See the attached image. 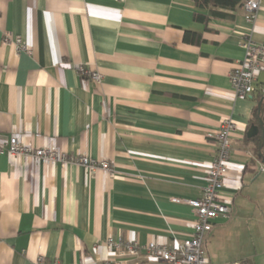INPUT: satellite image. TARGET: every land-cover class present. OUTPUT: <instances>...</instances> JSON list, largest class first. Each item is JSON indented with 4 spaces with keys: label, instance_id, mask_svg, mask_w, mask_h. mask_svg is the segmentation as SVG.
Instances as JSON below:
<instances>
[{
    "label": "crops",
    "instance_id": "crops-1",
    "mask_svg": "<svg viewBox=\"0 0 264 264\" xmlns=\"http://www.w3.org/2000/svg\"><path fill=\"white\" fill-rule=\"evenodd\" d=\"M223 11L209 16L194 0H0V142L17 135L114 169L0 153V264H118L110 236L189 238L192 207L174 199L201 196L225 119L238 125L223 190L232 211L204 246L209 264H264V163L251 164L246 136L259 102L230 81L244 39L264 42V0L254 22L242 7Z\"/></svg>",
    "mask_w": 264,
    "mask_h": 264
},
{
    "label": "built area",
    "instance_id": "built-area-1",
    "mask_svg": "<svg viewBox=\"0 0 264 264\" xmlns=\"http://www.w3.org/2000/svg\"><path fill=\"white\" fill-rule=\"evenodd\" d=\"M261 4L262 0H245L242 8L250 22L257 19ZM17 42L20 43L21 39L18 38ZM242 45L245 56L234 64L230 81L238 97H248L256 92L260 75L264 73V42H256L252 37H246ZM26 48L31 52L29 47ZM79 73L86 81L100 82L102 78L98 71L87 67H80ZM261 92L264 95V88H261ZM237 130L238 125L232 119H225L221 123L215 134V158L208 166L206 184L202 188L201 196L196 199H174L192 207L195 216L192 235L182 241L175 240L173 244L152 241L145 245L137 241H127L121 236H110L105 245L117 257L118 264H124L129 258L142 256L167 264H209L204 240L212 230L214 221L219 217L228 218L232 211V203L223 196V190L228 173L232 169V137ZM0 153L26 156L46 163L77 164L90 172L103 169L114 173L113 165L108 160H96L86 154L68 155L55 146L32 147L22 143L17 135H12L6 142H0ZM259 169L264 171V164Z\"/></svg>",
    "mask_w": 264,
    "mask_h": 264
},
{
    "label": "trees",
    "instance_id": "trees-1",
    "mask_svg": "<svg viewBox=\"0 0 264 264\" xmlns=\"http://www.w3.org/2000/svg\"><path fill=\"white\" fill-rule=\"evenodd\" d=\"M194 2L197 7L208 9L209 16L223 18V17H230V14L224 13L223 10H236L243 6L245 0H194ZM196 18L203 21L207 20L206 15H202L199 13L196 14ZM201 39L202 37L200 33L193 31L185 32L184 40L186 42L198 43L201 41ZM262 87H264V85ZM262 87L257 89L256 92H254L252 95L257 98L258 102L264 97V95L261 92ZM263 108H264V102H263ZM260 119H262L264 124V111L259 112V109L257 108V110L254 113V117L252 119L251 124L253 123L258 124L260 122ZM247 144L251 146L250 149L254 157L251 161L252 165L253 163H255L256 161L255 159L264 160V145L260 147L259 143L255 141V139H247ZM246 167L247 166L244 167V170Z\"/></svg>",
    "mask_w": 264,
    "mask_h": 264
},
{
    "label": "water",
    "instance_id": "water-1",
    "mask_svg": "<svg viewBox=\"0 0 264 264\" xmlns=\"http://www.w3.org/2000/svg\"><path fill=\"white\" fill-rule=\"evenodd\" d=\"M263 102H264V97L258 103L259 112L263 111ZM260 129L264 132L262 119H260L259 124L253 123L250 125V127L248 128L247 133H246L247 138L253 139L254 137H256L259 134ZM263 139H264V135L262 136L261 140H263ZM261 146L262 145H260V147ZM261 161H262V163H264V160H261Z\"/></svg>",
    "mask_w": 264,
    "mask_h": 264
},
{
    "label": "flooded vegetation",
    "instance_id": "flooded-vegetation-1",
    "mask_svg": "<svg viewBox=\"0 0 264 264\" xmlns=\"http://www.w3.org/2000/svg\"><path fill=\"white\" fill-rule=\"evenodd\" d=\"M263 111H264V108H263ZM263 128H264V124H263ZM263 135H264V132L260 129L259 134L256 137H254L253 139H255V141H257L259 143V145H264V139L261 140Z\"/></svg>",
    "mask_w": 264,
    "mask_h": 264
},
{
    "label": "rangeland",
    "instance_id": "rangeland-1",
    "mask_svg": "<svg viewBox=\"0 0 264 264\" xmlns=\"http://www.w3.org/2000/svg\"><path fill=\"white\" fill-rule=\"evenodd\" d=\"M261 79L264 81V73L260 75ZM251 147V146H250ZM255 156V155H254ZM256 157V156H255Z\"/></svg>",
    "mask_w": 264,
    "mask_h": 264
}]
</instances>
